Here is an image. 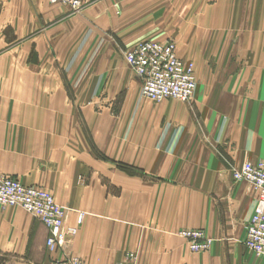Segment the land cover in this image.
<instances>
[{
    "label": "crops",
    "instance_id": "crops-1",
    "mask_svg": "<svg viewBox=\"0 0 264 264\" xmlns=\"http://www.w3.org/2000/svg\"><path fill=\"white\" fill-rule=\"evenodd\" d=\"M221 1V11L227 13L244 4ZM209 2L213 0L206 2L211 7ZM145 5L143 0H95L74 11L50 0H0V78L25 79L0 86V95H24L28 101L14 105L29 111L28 117H0V132L11 130L29 143L31 160L56 158L57 148L70 168L66 185L88 189L93 183L101 191V166L126 187L139 184V197H94L92 205L124 201L125 230H138L132 237L142 233L150 240V249H142L150 255L148 264H264V258L244 246L257 193L251 184L232 178L245 161H264V37L254 39L252 53L219 54L217 64L206 67L191 103H148L139 97L140 84L126 64L125 46L118 48L110 30L113 25L150 24L148 14L157 10ZM189 7L196 8L197 0H189ZM50 111L61 113L56 118ZM100 123L108 126L113 141L124 145L115 157H102L89 144L85 126ZM134 152L144 176L118 168V160L132 165ZM32 164L24 170L28 175L51 172L49 163ZM182 172L187 177L183 183ZM114 221L108 220L111 226ZM36 223L47 232L42 240L46 247L48 230ZM10 225L19 227L0 210V235ZM184 228L205 230L210 248L197 255L185 243L176 244Z\"/></svg>",
    "mask_w": 264,
    "mask_h": 264
},
{
    "label": "rangeland",
    "instance_id": "rangeland-1",
    "mask_svg": "<svg viewBox=\"0 0 264 264\" xmlns=\"http://www.w3.org/2000/svg\"><path fill=\"white\" fill-rule=\"evenodd\" d=\"M143 1L147 5H150V10H157L156 14H148L150 24L113 25L110 30L113 31L111 32L114 35L113 40L118 45V48L120 49L125 46L124 58L126 64L130 70V74L140 84L139 97L148 103H162L173 100L191 103L195 97L198 85L204 82L206 67H210L211 64L216 65L219 54L252 53L257 48L256 45L253 47L254 39L264 37V0H244L242 7L239 9L236 7L230 8L232 11L228 13L221 11L223 9L221 7V0H213L212 4L209 2L211 7L206 5L208 0H197L196 8H188L189 0ZM259 1L261 3L260 15L258 11ZM154 2L157 4L155 7L152 6ZM234 2H237V0H234ZM192 9L196 13L188 11ZM259 16L261 17V21L257 23ZM160 23L161 25H158ZM129 28L131 29L128 30ZM127 43L130 44L127 45ZM143 43L173 46L178 59L184 64L193 67L196 91L192 98L188 101L169 98L156 102L143 96V82L127 62V54ZM23 56V52L17 54L16 63L18 66H20L19 62L23 59ZM9 64L11 66L12 61ZM19 80L25 81L23 78L1 77L0 86L11 87ZM20 96L21 99H17L18 95H16V99H13V95H0L1 118L29 116V111H20L15 108L14 103L16 101H28L24 95ZM3 103H5L4 107L2 106ZM69 112L73 114L76 111ZM82 112L85 116L89 114V111ZM60 113V111H50L49 115L52 114L51 117L58 118ZM85 127L87 132L86 137L90 140L89 144H91L93 151L100 156L105 158L108 156L115 157L113 156L114 153L123 151V143L113 141L114 135L108 133V126L100 123L95 127ZM88 128H92L94 134L90 129L88 131ZM28 144L22 141L21 137H17L16 133L11 130L0 132V175L6 178L9 177L12 180H18L27 187L37 188L49 193L54 198L56 205L66 213L65 226L75 228L77 233L70 238L62 250L49 251L47 247L42 245L46 230L43 231L39 224L36 223V220L40 221L36 216L20 206H0V210L5 214L8 213L12 219L19 223V227L14 225L7 226L0 235V264H47L52 260L63 261L66 259H74L81 264H143L142 261H144V264H148L150 255L149 253L142 252V249H150L148 247L150 240L143 237L140 232L138 233L140 234L138 235L140 236L139 238L132 237V234L137 233L138 230L134 229L133 232L131 229L129 231L125 230L124 209L126 207L124 206V201L122 200L118 206L106 205L98 207L92 205L94 197L124 198L132 197V195L139 197L140 185L133 183V185L126 187V184L121 182V179L113 171L103 166L99 168L101 180L104 181V188L101 191L94 190L92 187L93 183L90 184V188L88 189L76 188L69 183L66 185L64 182L67 181L70 168L65 165V159L59 157L60 151L54 148L58 156L53 159L33 157L31 160L29 159L30 154L27 150ZM49 146L54 147L51 143H49ZM35 160L51 165V172L48 176L43 174L28 175V173L24 172L28 166H33L32 163ZM247 161L252 163L264 162ZM117 164L120 166H118L119 169H122L129 175L132 173L133 177H141L142 175L141 168H139L140 158L135 152L133 154L132 165L129 163L125 164L119 160ZM72 169L73 167H71V171ZM84 169H86V166ZM234 172L232 175L233 180ZM161 173L162 175L165 174L163 169ZM115 180H117V183ZM181 181L182 183L187 181L186 173L184 172H182ZM139 208V206H135L134 210H139ZM97 215L102 219L101 221L94 219V217L98 218ZM109 219H112L113 222L116 220V223L111 226L108 222ZM129 220L132 221L131 219ZM130 225L129 223V227L131 228ZM184 230L201 231L206 239H210L203 229L184 228L178 232V238L174 239L176 244L180 243L182 245V243H185L186 247L189 248V241L180 235V232ZM32 240H34V245L32 244L31 246ZM207 250L201 252L190 250V252L199 255Z\"/></svg>",
    "mask_w": 264,
    "mask_h": 264
},
{
    "label": "built area",
    "instance_id": "built-area-1",
    "mask_svg": "<svg viewBox=\"0 0 264 264\" xmlns=\"http://www.w3.org/2000/svg\"><path fill=\"white\" fill-rule=\"evenodd\" d=\"M54 4L70 6L78 11L94 0H50ZM127 62L143 82V96L161 102L173 98L188 101L196 91L194 69L178 59L173 46L143 43L127 54ZM234 181L251 183L257 199L247 224L244 246L258 257H264V162H245L234 172ZM0 206H20L36 216L48 229L46 247L49 251L62 250L75 228L65 226V211L56 205L47 192L27 187L18 180L0 175ZM180 235L189 241L193 252L207 250L211 240L201 231L184 230ZM47 264H81L74 259L52 260Z\"/></svg>",
    "mask_w": 264,
    "mask_h": 264
}]
</instances>
